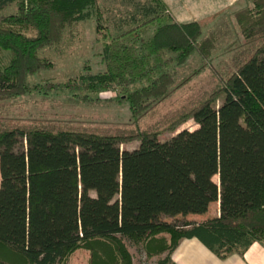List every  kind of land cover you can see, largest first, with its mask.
Returning <instances> with one entry per match:
<instances>
[{
	"label": "trees",
	"instance_id": "1",
	"mask_svg": "<svg viewBox=\"0 0 264 264\" xmlns=\"http://www.w3.org/2000/svg\"><path fill=\"white\" fill-rule=\"evenodd\" d=\"M244 1L234 19L245 46L256 49L236 60L250 53L224 80L221 104L213 94L186 111L180 121L191 119L194 130L165 140L138 133L128 151L120 149L123 136L0 129V264H65L78 248L89 252L88 264H133L123 239L149 258L166 253L158 264H172L183 238H196L219 259L264 242V0ZM96 2L0 0V12L17 7L0 23V51L9 55L0 65V93L27 92L26 78L45 67L39 52L67 25L91 19ZM164 11L161 0H146L129 21H156ZM207 21H160L147 38L135 34L139 43L122 42L125 34L105 42V71L83 77L85 88H125L119 101L130 115L143 114L176 89L170 68L210 56ZM166 52L175 58L163 60ZM174 123L165 130L174 132ZM212 203L219 204L214 218L159 221L203 216Z\"/></svg>",
	"mask_w": 264,
	"mask_h": 264
},
{
	"label": "rangeland",
	"instance_id": "2",
	"mask_svg": "<svg viewBox=\"0 0 264 264\" xmlns=\"http://www.w3.org/2000/svg\"><path fill=\"white\" fill-rule=\"evenodd\" d=\"M144 1L97 0L91 19L67 25L58 40L39 52L45 67L26 78L27 92L0 93V129L40 128L50 132L83 131L123 136L128 140L120 144V149L131 151L139 144L138 139H132L138 133L157 132L159 140H165L181 130L192 131L197 128L191 119L180 121L186 111L213 94L215 104H221L223 95L219 90L224 80L235 70L237 63L244 62L251 51L256 49V43H251L250 48L245 46L234 19L235 13L247 3L238 0L235 6L223 14L210 18L203 28L204 37L209 36L214 40L210 56L203 59V62L197 56H192L181 67L174 70L170 68V72L176 71L171 87L176 89L143 114L136 112L130 115L126 105L119 101L126 95L125 88L113 86L103 90L98 87L87 89L82 79L86 75L105 71L102 58L105 42H112L113 38L125 34L122 42L127 45L133 41L139 43L141 36L147 38L146 33L150 34L160 21H169L164 11L156 23H147L139 18L140 23L130 24L129 18L135 13L137 5H142ZM148 1L153 3V0ZM16 12L15 5L1 11L0 23H4L5 17ZM247 48L250 53L237 62L239 57L243 58V50ZM163 55V60L167 61L175 58L176 54L166 52ZM8 58V53L0 51V65L7 63ZM166 65L173 67L176 64L166 62ZM173 122L176 123L172 130L174 132L166 131ZM218 209L217 203H213L204 216H160L159 221L172 225L199 223L218 216ZM158 237L168 239L165 234ZM122 242L133 264H158L159 259L166 255L164 253L149 258L142 245H134L125 239ZM195 254H199L198 250ZM88 262L89 252L78 248L67 257L65 264Z\"/></svg>",
	"mask_w": 264,
	"mask_h": 264
},
{
	"label": "crops",
	"instance_id": "3",
	"mask_svg": "<svg viewBox=\"0 0 264 264\" xmlns=\"http://www.w3.org/2000/svg\"><path fill=\"white\" fill-rule=\"evenodd\" d=\"M161 1L166 6L165 13L169 19L168 22L176 24L207 21L223 14L238 2V0ZM212 205L213 203L209 205V208ZM217 205L219 206V204ZM197 250L198 255L195 254ZM170 261L172 264H264V242H254L242 255L233 254L225 259H219L196 238H183L179 240L177 247L171 252Z\"/></svg>",
	"mask_w": 264,
	"mask_h": 264
}]
</instances>
